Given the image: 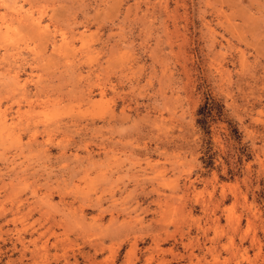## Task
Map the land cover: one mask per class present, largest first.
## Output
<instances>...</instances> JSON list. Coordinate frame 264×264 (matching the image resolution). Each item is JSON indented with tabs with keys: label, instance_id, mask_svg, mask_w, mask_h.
I'll return each mask as SVG.
<instances>
[{
	"label": "rangeland",
	"instance_id": "1",
	"mask_svg": "<svg viewBox=\"0 0 264 264\" xmlns=\"http://www.w3.org/2000/svg\"><path fill=\"white\" fill-rule=\"evenodd\" d=\"M0 264H264V0H0Z\"/></svg>",
	"mask_w": 264,
	"mask_h": 264
},
{
	"label": "bare ground",
	"instance_id": "2",
	"mask_svg": "<svg viewBox=\"0 0 264 264\" xmlns=\"http://www.w3.org/2000/svg\"><path fill=\"white\" fill-rule=\"evenodd\" d=\"M224 196H225V194H224ZM234 205V204H233ZM223 212V211H222ZM232 212V211H231ZM234 217V216H233ZM221 222V221H220ZM228 222V221H227ZM231 222H232V219H231ZM219 223V222H218ZM236 224V223H235ZM228 225V224H227ZM231 225V223L229 222V226ZM220 226H221V224H220ZM228 228H230V227H228ZM224 230V229H223ZM228 230V229H227ZM231 230V229H230ZM230 230H228V231H230ZM225 231V230H224ZM232 231V230H231ZM234 231V230H233ZM228 234V233H227ZM235 238V237H234ZM210 252V251H209ZM230 252V251H229ZM232 252V251H231ZM255 262V261H254Z\"/></svg>",
	"mask_w": 264,
	"mask_h": 264
}]
</instances>
